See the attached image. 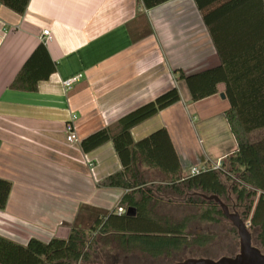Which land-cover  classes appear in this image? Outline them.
Segmentation results:
<instances>
[{
    "label": "crops",
    "instance_id": "crops-1",
    "mask_svg": "<svg viewBox=\"0 0 264 264\" xmlns=\"http://www.w3.org/2000/svg\"><path fill=\"white\" fill-rule=\"evenodd\" d=\"M39 45L55 72L34 93L10 90ZM219 65L192 0H30L22 15L0 6V179L11 185L0 237L21 246L66 240L72 229L89 232L95 220L117 212L128 191L102 186L121 170L112 144L84 153L80 143L100 130L115 132L122 117L172 88L180 101L133 127V141L165 129L185 177L192 167L209 169L234 154L224 86L193 103L175 73ZM76 75L80 81L65 90L62 82ZM70 115L74 144L66 141ZM138 170L146 186L165 179L157 170Z\"/></svg>",
    "mask_w": 264,
    "mask_h": 264
},
{
    "label": "trees",
    "instance_id": "trees-1",
    "mask_svg": "<svg viewBox=\"0 0 264 264\" xmlns=\"http://www.w3.org/2000/svg\"><path fill=\"white\" fill-rule=\"evenodd\" d=\"M29 1L0 0V6L22 15ZM192 1L220 65L190 76L175 73L184 80L193 103L215 96L218 86H224L228 103L224 116L236 152L222 159L217 171L207 169L185 177L165 129L134 142L133 127L180 101L178 90L172 88L122 117L115 132L100 130L80 143L84 153L112 144L121 170L102 186L127 190L117 210L130 208L133 214L112 212L95 220L89 232L72 229L66 240L31 239L21 246L0 237V264H174L185 256L233 257L239 244L232 226V247L217 256L210 249L215 238L197 229L200 223L227 220L217 204L204 199L209 196L218 197L248 223L252 244L264 255V137L255 143L249 140L251 133L264 129V0ZM54 72L55 65L39 45L9 89L34 93L38 83ZM139 165L157 170L165 179L146 186ZM10 189V183L0 179V211L5 209ZM180 209L189 212L172 213Z\"/></svg>",
    "mask_w": 264,
    "mask_h": 264
},
{
    "label": "water",
    "instance_id": "water-1",
    "mask_svg": "<svg viewBox=\"0 0 264 264\" xmlns=\"http://www.w3.org/2000/svg\"><path fill=\"white\" fill-rule=\"evenodd\" d=\"M225 99L223 93L220 94ZM207 201H213L220 208L223 216L236 230L239 247L233 257H221L219 259L189 258L174 264H264V255L252 244L248 225L241 219L237 212L230 211L229 207L216 196L204 197Z\"/></svg>",
    "mask_w": 264,
    "mask_h": 264
},
{
    "label": "rangeland",
    "instance_id": "rangeland-1",
    "mask_svg": "<svg viewBox=\"0 0 264 264\" xmlns=\"http://www.w3.org/2000/svg\"><path fill=\"white\" fill-rule=\"evenodd\" d=\"M264 133V129L255 131L250 134V141L255 142L257 140V135ZM229 205H233V197L230 200ZM230 211H233L231 207H229ZM189 210V209H188ZM188 210H173V214H184L186 212H189ZM234 212V211H233ZM248 225V223H247ZM197 229L208 233L210 236H213L215 238V242L212 246H210V249L212 250V253L217 256L219 252L221 254H225L226 252H229L230 247H232L233 239L231 238V235L229 234L231 225L227 220L220 219L218 224H207V223H200L197 226ZM235 241V240H234ZM237 244L239 243L238 236H237ZM189 259V257L185 256L183 260ZM219 259V258H218Z\"/></svg>",
    "mask_w": 264,
    "mask_h": 264
},
{
    "label": "built area",
    "instance_id": "built-area-1",
    "mask_svg": "<svg viewBox=\"0 0 264 264\" xmlns=\"http://www.w3.org/2000/svg\"><path fill=\"white\" fill-rule=\"evenodd\" d=\"M48 40V32L47 31H43L42 32V37L40 39L41 43H45L46 41ZM81 75H76L74 77H71L65 81L62 82V85H63V88L65 90H70L72 88L73 85H75L77 82L80 81L81 79ZM76 120V116L75 115H70L66 125H65V133H66V141L69 143V144H74L77 142V139H76V135H75V131H74V122ZM221 167V164L220 162L217 163L216 165H214L213 167L209 168L210 170H213V171H217L219 170ZM204 170H207V168H202V169H199V168H196V167H192L188 170L187 172V177H193L195 175H197L198 173L204 171ZM263 200H264V196H263ZM119 214H121V210H118Z\"/></svg>",
    "mask_w": 264,
    "mask_h": 264
}]
</instances>
